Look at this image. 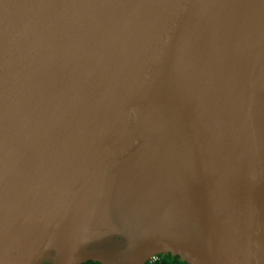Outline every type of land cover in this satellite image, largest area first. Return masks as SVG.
Masks as SVG:
<instances>
[{
    "label": "water",
    "instance_id": "1",
    "mask_svg": "<svg viewBox=\"0 0 264 264\" xmlns=\"http://www.w3.org/2000/svg\"><path fill=\"white\" fill-rule=\"evenodd\" d=\"M264 264V0H0V264Z\"/></svg>",
    "mask_w": 264,
    "mask_h": 264
},
{
    "label": "trees",
    "instance_id": "2",
    "mask_svg": "<svg viewBox=\"0 0 264 264\" xmlns=\"http://www.w3.org/2000/svg\"><path fill=\"white\" fill-rule=\"evenodd\" d=\"M81 264H101V263L98 261L88 260ZM144 264H188V263L180 259L176 255L167 253V254H158L153 260L146 261Z\"/></svg>",
    "mask_w": 264,
    "mask_h": 264
}]
</instances>
